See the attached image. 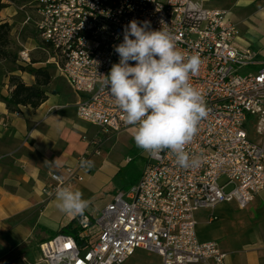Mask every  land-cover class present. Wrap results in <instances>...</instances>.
Instances as JSON below:
<instances>
[{"label":"built area","instance_id":"obj_1","mask_svg":"<svg viewBox=\"0 0 264 264\" xmlns=\"http://www.w3.org/2000/svg\"><path fill=\"white\" fill-rule=\"evenodd\" d=\"M19 9L24 24H32L54 51L60 74L83 95L77 116L103 134L135 129L124 123V114L99 83L119 62L114 46L133 19L150 21L151 30L164 27L177 49L199 55L201 65L190 83L207 108L185 146L190 159H200L199 166L180 167L169 150L149 154L130 189L116 191L96 216H74V235L58 233L40 242L37 263L122 264L142 249L159 255L162 264H226L227 254L216 242L198 240L196 212L221 202L243 209L264 190V60L237 44L240 29L229 11L206 8L201 0H29ZM18 58L28 63L29 50L22 48ZM101 142L90 140L92 147L75 166L49 172L42 192L52 198L58 188L82 182L89 169L80 161L99 155ZM222 177L226 180L219 184ZM230 183L234 188L225 193Z\"/></svg>","mask_w":264,"mask_h":264},{"label":"crops","instance_id":"obj_2","mask_svg":"<svg viewBox=\"0 0 264 264\" xmlns=\"http://www.w3.org/2000/svg\"><path fill=\"white\" fill-rule=\"evenodd\" d=\"M201 2L206 8L228 10L230 19L240 29L237 44L251 47L258 52L259 60H264V3L261 0ZM19 7L6 2L0 10V19L10 26L19 24L20 29L34 28L32 24H24V14ZM13 29L10 40L19 42L21 31L16 33ZM33 32L26 36L21 49L29 50V58L34 52L43 54L50 50L44 61L29 63L33 69L47 65L52 72L46 99L36 108L22 105L17 110H8L3 98L9 96L11 90L9 76L20 77L28 86L36 79L29 71L15 69L4 73L0 70V264H38V244L75 218L73 214L61 212L55 196L48 198L42 188L49 183V172L75 166L78 156L92 147L89 141L101 139L103 134L98 127L77 116V104L83 95L72 90L66 79L62 84L55 81V72L59 70L54 51L46 48L50 45ZM88 124L96 128L92 134ZM96 156L90 157L94 167L72 188L80 190L83 198L90 200L84 212L89 216L105 184L117 172V167L112 165L103 167ZM58 158L59 167L47 163H54ZM211 214L216 218L211 219ZM198 224L201 227L200 235L196 232L198 240L216 242L227 254L226 264H264V190L243 209L235 202H221L212 209L198 210L196 226ZM155 255L162 264L161 257Z\"/></svg>","mask_w":264,"mask_h":264},{"label":"clouds","instance_id":"obj_3","mask_svg":"<svg viewBox=\"0 0 264 264\" xmlns=\"http://www.w3.org/2000/svg\"><path fill=\"white\" fill-rule=\"evenodd\" d=\"M114 51L119 62L99 83L124 114V123L135 128V145L148 154L169 150L182 168L199 166L200 159H190L185 151L199 121L207 116L203 95L190 83V76L196 75L201 65L199 55L177 49L164 27L151 30L150 21L135 19L124 27L123 41ZM58 161L46 162L59 167ZM80 167L91 169L94 162L82 159ZM55 198L61 212L87 219L84 212L90 200L84 199L80 190L62 186Z\"/></svg>","mask_w":264,"mask_h":264},{"label":"rangeland","instance_id":"obj_4","mask_svg":"<svg viewBox=\"0 0 264 264\" xmlns=\"http://www.w3.org/2000/svg\"><path fill=\"white\" fill-rule=\"evenodd\" d=\"M19 26H20L19 24L13 23L11 29L13 27L15 28L13 29V31L19 33L18 31L20 29ZM20 31H21V34L19 36L20 39L18 38L19 42L14 41L11 38L7 47V53H8L7 57L0 59L1 72L6 73L8 71H12L15 69L31 72V69L33 68L30 67V64L33 61H37V60L44 61L45 57L47 58L49 56L50 50H48L49 53L44 51L43 54L39 52H34L32 53L28 63L21 62L20 59L18 58V52L21 50V45H24L25 44L24 42L27 41L26 36L27 35L30 36V34H32V32L35 30L33 27L31 28L29 27L26 29L25 28L20 29ZM34 33L35 32H33V34ZM48 47L50 46H47L46 48ZM40 68L49 69V66L47 67V65H45L44 68L43 67ZM48 72H49V80L47 85L44 87L46 91L50 90L49 87L50 85L48 84L49 81L51 80V75H52V72H50L49 70ZM55 75H56L55 81L59 84H62V81H64L65 78L57 70L55 72ZM88 129H89V133L92 134L96 128L88 124ZM134 133H135V129H127L117 133L101 135L102 142L100 146V154L97 155L96 157L99 159L100 164L103 167L112 165L113 167H117V172H115L113 177L110 178L108 183L105 184L102 194H100L98 197L97 204L94 206L92 212H90L91 216H96L102 210L104 204L112 199L116 191L118 190L126 191L130 189V187L139 180L143 168L145 167L146 162L148 160L149 154L144 152L142 149L138 148L135 145L133 139ZM225 180L226 179L222 177L218 180V183L223 184ZM233 188H234V184L230 183L225 186L223 191L225 193H228ZM200 229L201 227L198 224L196 226V232L198 231L199 235H200L199 233ZM122 264H160V258L153 253L146 252L143 250H137L132 256L127 258Z\"/></svg>","mask_w":264,"mask_h":264},{"label":"trees","instance_id":"obj_5","mask_svg":"<svg viewBox=\"0 0 264 264\" xmlns=\"http://www.w3.org/2000/svg\"><path fill=\"white\" fill-rule=\"evenodd\" d=\"M29 0H0V10L6 6V2H12L21 6ZM11 26L0 19V59L7 57V47L10 42ZM35 75V83L33 85H26L20 77L11 75L9 83L11 90L9 96L3 98L6 107L10 111L17 110L19 106H30L32 108L38 107L47 97L45 86L49 80V72L47 69H31ZM41 77V78H40ZM40 78V79H39ZM77 230L76 219L74 218L67 225L60 228L58 233L74 235ZM57 233V234H58Z\"/></svg>","mask_w":264,"mask_h":264}]
</instances>
